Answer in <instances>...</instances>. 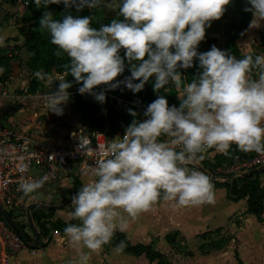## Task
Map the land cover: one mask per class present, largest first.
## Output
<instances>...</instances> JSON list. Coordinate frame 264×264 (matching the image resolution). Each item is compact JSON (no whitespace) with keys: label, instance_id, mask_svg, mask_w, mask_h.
<instances>
[{"label":"clouds","instance_id":"clouds-1","mask_svg":"<svg viewBox=\"0 0 264 264\" xmlns=\"http://www.w3.org/2000/svg\"><path fill=\"white\" fill-rule=\"evenodd\" d=\"M33 3L44 9L39 28L56 46L54 55L68 57L63 68L73 78L61 80L54 91L49 87L43 98L49 112L64 114L73 83L80 85V95H91L101 104L106 101V91L123 85L139 93L150 79H154V92L169 84L182 92L179 106H169L166 97L158 95L146 107L142 121L136 119L137 112L128 109L133 119L123 136L114 137L107 147L100 146L104 158L88 170L93 179L72 196L70 215L79 223H70L63 231L78 255L67 264H88L90 255L111 243L117 230L125 231L130 220L161 199L182 207L214 203L210 177L187 167L195 158L203 159L208 149L227 156L236 145L245 153L264 155V54H244L238 59L216 46L198 51L206 29L222 18L231 0ZM53 4L77 12L103 7L116 11L119 18L96 28L92 26L94 16H73L68 11L56 19L48 10ZM244 11L252 14L249 29L262 26L264 0H246ZM194 61H198L199 71L186 82L181 70L193 67ZM126 67L130 75L118 80ZM4 71L0 67V73ZM33 75L40 81L52 80L43 70ZM98 87L99 92L95 91ZM75 135L79 147L95 151L88 147L86 137ZM162 136L170 139L162 141ZM27 167L23 165L20 171L26 172ZM47 180V176L29 177L18 190L30 196ZM125 246L120 241L116 248Z\"/></svg>","mask_w":264,"mask_h":264},{"label":"crops","instance_id":"crops-1","mask_svg":"<svg viewBox=\"0 0 264 264\" xmlns=\"http://www.w3.org/2000/svg\"><path fill=\"white\" fill-rule=\"evenodd\" d=\"M234 17L235 14L227 6L222 18L211 23L210 27L213 26L214 33L208 34L220 38L218 43L226 51H228V48L225 39V26ZM1 23L0 32L10 27L9 20H2ZM220 25L223 32L217 33L216 29H220ZM210 27L207 29H210ZM17 35H12V39L10 36L7 41L3 39L4 47L10 49L9 57L11 59L9 62L10 71L0 73V80L4 83V86L12 84L13 88L12 92H8L3 86V90L7 94L2 98L7 97L9 99L1 100L0 98V125L13 121L33 133L41 141L57 145L71 143L76 139L75 134L77 133L79 136L89 137L91 131L87 126L81 125L79 114L72 111L74 109H72L70 101L65 106L62 116L49 112L45 107L43 98L49 94V87L54 91L52 84L44 83L41 85L34 81L35 77L26 71V63L22 65L25 73L18 74L20 70L15 64V57H18L24 51L26 52V49L23 47L24 42L21 37ZM263 42L264 23L258 29H249L248 26L236 40L239 48L237 58H241L244 54H264ZM201 43L204 48L208 47L206 43ZM0 67L5 69L4 65H0ZM4 74H6V77H2ZM21 75H23L22 78ZM101 105L104 114H106V108L103 104ZM237 152H240V150L237 149ZM215 154L217 157L224 155L216 150ZM231 155L232 153H229L225 157ZM66 165H62L60 177L55 182L48 184L58 183L56 191L58 200L47 202L37 200L36 192H34L29 197V204L41 202L49 205H59L58 203H60V200L65 199L67 193L73 195L72 187L76 181H79V190L85 183L93 179L88 170L94 165L78 163ZM187 167L202 171L209 176L200 164L188 163ZM251 171L254 170L243 172L234 180L250 174ZM255 171L260 172L261 186L264 189V168H258ZM39 172V169L34 170V173L38 174ZM210 180L214 185V203L182 207L178 206L175 201H163L161 199L148 211L142 212L136 219L130 220L127 229L123 232L126 233L128 239L134 245H152L155 250L168 258L170 264H264V221L259 220L248 211V197L236 201L230 199V186L234 181L232 177L224 182L215 180L213 177H210ZM34 210L32 209L31 212L33 213ZM54 213L56 215H53L52 220H62L66 223L73 220L70 212H65L64 208L56 209ZM38 230L40 232V229ZM63 230H51L47 236L40 234V240L48 237V241L41 244L35 253L29 247L23 249L12 258L11 264H67L68 260L77 257L78 249L67 242ZM32 234L33 238H30L28 234L27 236L29 241L34 243L35 235ZM169 236H175L176 240L171 242ZM181 244H195L199 248L195 249L194 246L193 250L189 246L191 253L179 254L176 252V248ZM160 245H165L166 248ZM128 260L130 262L127 263ZM88 264H157V261H151L145 254L135 256L127 253L124 249L102 247V249L90 255Z\"/></svg>","mask_w":264,"mask_h":264},{"label":"trees","instance_id":"trees-1","mask_svg":"<svg viewBox=\"0 0 264 264\" xmlns=\"http://www.w3.org/2000/svg\"><path fill=\"white\" fill-rule=\"evenodd\" d=\"M28 1L29 4L27 7V13H29L28 21L31 22V25L29 27V33L23 43V47L30 54V57L26 62L27 68L31 71V75H33L34 72L40 70H43L45 73L65 72L63 64L68 62V57L66 55L61 58L56 57L54 55L56 46L50 42L49 34L39 28V18L41 17L42 11L44 9H37L33 3V0ZM228 6L235 14V17L225 26V39L229 54L238 56L239 48L236 40L242 34V32L248 28L252 19V14L250 12L244 11L246 0H231L230 5ZM48 10L54 13V17L56 19H62L63 15L68 11H70L73 16H94L95 19L92 22V26L96 28H99L101 24H109L113 18H119L116 11L114 16H107L105 14L96 15L93 10H89L87 8L81 12H77L75 9L66 10L63 4L50 5ZM1 24L2 23L0 22V26ZM202 42L206 43L208 47L204 48L202 43H200L198 48L199 52H206L210 50L212 46H216L223 50L218 43L217 37L208 36L206 34L205 39ZM9 50L10 49L8 47H0V64L5 66V72H7L9 68ZM120 54L123 56L124 51L121 50ZM181 71L184 75L185 81H190L199 71L198 61H194L193 67ZM129 75L130 72L126 67L125 72L117 79L123 80ZM66 79L70 81L73 80L71 76H66ZM59 82V79L53 80L52 86L54 90L56 89ZM153 84L154 79H150L149 82L145 84L144 89L135 94L123 85L115 90L106 91L127 99L131 103L119 109L114 105V102H112L110 98L106 96V101L103 103V106L107 109V112L105 115H102L100 113V105L95 104V99L93 96L88 94L80 95L77 91L80 85L73 83V87L69 89L71 93L70 104L72 109H74L80 115V123L82 125L87 126L91 132L105 131L110 137H112L120 131H125V128L131 123L133 117L128 113V109H132L133 111L137 112L138 115L136 119L142 121L145 119L143 113L146 110V107L151 102H153L158 95L165 96L168 100L169 106H179V89L176 86L172 84L166 85L160 90L159 93H157L153 91ZM101 87H98L96 90H101ZM237 149L238 148L235 145H232L229 149V153L234 154L237 152ZM225 156L226 155L218 156V158L221 159V157L223 158ZM77 191L78 190L74 191L73 194ZM229 197L235 201L248 197V211L251 214H254L259 220L264 221V189L261 186L259 171L246 174L245 176L234 180L230 186ZM53 215L54 210L46 211L41 208L35 209L32 213L34 221L39 226L41 235L47 236L51 230L64 229L70 223H79L78 220L74 219L69 223H66L62 220H52ZM169 238L171 242L176 240L175 236H169ZM120 241H124L126 245L124 250L127 253L133 254L135 256H141L145 254L146 257L151 261H157V264H170L168 258L161 252L155 250L152 245H134L130 242L126 233L119 230L115 232L111 243L104 245L103 247L116 248V245Z\"/></svg>","mask_w":264,"mask_h":264},{"label":"built area","instance_id":"built-area-1","mask_svg":"<svg viewBox=\"0 0 264 264\" xmlns=\"http://www.w3.org/2000/svg\"><path fill=\"white\" fill-rule=\"evenodd\" d=\"M63 76H67L65 72ZM3 86L4 83L0 80V98L7 94ZM180 93L182 92L179 89ZM106 96L119 109L131 103L113 93L106 92ZM123 134L124 131H120L110 137L105 131H93L90 132L89 137L81 135L90 141L88 147L95 150L88 152L83 147H79L77 139L67 145L51 144L41 141L33 133L13 121L0 125V206L8 214L19 210L26 217L31 195L24 196L18 190L19 184L24 179L47 176L48 180L43 185L45 186L60 177V170L64 164L95 165L97 159L104 158L100 146L107 147L110 140L117 135L123 136ZM160 139L164 141L170 138L162 136ZM190 163L200 164L210 177L224 182L229 177L234 180L243 172L264 168V155L240 151L219 159L215 154V148H211L204 154L203 159L197 157ZM23 165L28 167L27 171L22 173L20 168ZM35 169H39L40 172L34 173ZM47 241L48 237L42 238L39 246ZM25 248H27L25 241L6 221L0 210V264H11L12 258ZM31 251L35 253L36 249H31Z\"/></svg>","mask_w":264,"mask_h":264},{"label":"rangeland","instance_id":"rangeland-1","mask_svg":"<svg viewBox=\"0 0 264 264\" xmlns=\"http://www.w3.org/2000/svg\"><path fill=\"white\" fill-rule=\"evenodd\" d=\"M28 4H29L28 0H0V22L2 20L3 21H8L9 20V22H10L9 23L10 27L7 30H5V31L0 32V37H2L5 41L9 40L10 36H11V39H12L13 38L12 35H17V34H18L17 36L21 37L23 42L25 41V38L27 37V35L29 33V27L31 25L30 24L31 22L28 21L29 20V17H28L29 13H27ZM93 12L96 15H102V14H105L107 16H114L115 15V11L114 10L103 8V7H101L100 9H93ZM214 30L215 29L212 26V27H210V29H207L206 34L208 35L209 33H214ZM216 32L217 33L218 32H221V33L223 32V29H222L221 25H220V29H216ZM217 39L219 40L220 38H217ZM19 40H20V38H19ZM263 45H264V43H263ZM29 57H30V54H29V52L27 50H26V52L24 51V53H22L18 57H15V64L17 65V68L20 70V71H18L19 75L22 74V73H25L24 69L22 68V65L27 62ZM10 59H11V57H10ZM10 59L8 60L9 62H10ZM9 68H10V63H9ZM9 68H8L7 72H5V73H8L10 71ZM26 71L31 73V71L28 68H26ZM48 74H50L52 76V80L51 81H47V80L40 81L34 75L33 76L36 78L35 81H37V83H40L41 85H43L44 83H50V84L53 85V80H55V79H59L60 81L61 80H66V77L63 76V72L62 73H58V74H57V72H51V73H48ZM22 76L23 75H21V78H22ZM2 77H6V74H4ZM2 80H3V78H2ZM4 88H5L6 91L8 90V92H12L13 86H12V84H10V85L8 84V85H5ZM8 99L9 98H7V97L1 98V100H8ZM72 111L76 112L75 110H72ZM79 118H80V115H79ZM78 182L79 181H76L75 185L72 187V191L78 190L77 189V187L79 186ZM57 186H58V183H56L54 185L42 186L35 193L36 194V199L37 200L46 201V202L47 201H54V200L56 201V200H58V197L56 198V196L58 195L57 192H56L57 191ZM71 194L72 193H67L65 195V199L60 200V203L65 201L67 198H69L71 196ZM60 203H58V204H60ZM73 210H74V208H73L72 203H70L68 206H66L64 208V211L68 212V213L69 212L71 213ZM10 215L16 220V222H18V224H20V226L24 229L25 233L28 234V236L30 238H33V234H32L33 231L30 228V226L28 224V221H27V218L23 215V213L18 210L16 212H14V211L10 212ZM35 224H36L37 227H39L36 222H35ZM189 246L193 250H194V246H195V249L199 248V246H196L195 244H193V245L181 244V246L176 248V252L179 253V254H184V255L187 254V253L189 254V253H191V251L189 250L190 249ZM161 247L166 248L165 245H162ZM159 250L163 251L162 249H159ZM174 259H175V257H174ZM128 262H130V261L128 260L127 263Z\"/></svg>","mask_w":264,"mask_h":264},{"label":"water","instance_id":"water-1","mask_svg":"<svg viewBox=\"0 0 264 264\" xmlns=\"http://www.w3.org/2000/svg\"><path fill=\"white\" fill-rule=\"evenodd\" d=\"M95 104L101 106V114L105 115L104 112H103V108H102L101 103L95 100ZM64 166H67V165L64 164ZM253 172H255V170L251 171V173H253ZM73 195H71L68 199H66L63 203H61L59 205H49V204H45V203H41V202H33V203L28 205L27 210H26V218H27V221H28V224H29L30 228L32 229V231H33V233L35 235V242L34 243H31L29 241L28 236L25 233L24 229L1 206H0V210L2 212L3 217L6 219V221L12 226V228L25 241L27 247H29L31 249H37L39 247L41 236H40V232H39V230H38V228H37V226H36V224L34 222L33 216L31 214L32 209H36V208H41V209H44V210L63 209V208H65L66 206H68L71 203Z\"/></svg>","mask_w":264,"mask_h":264}]
</instances>
